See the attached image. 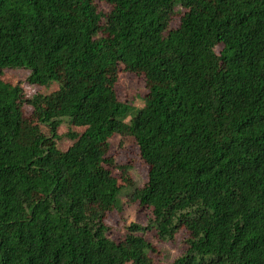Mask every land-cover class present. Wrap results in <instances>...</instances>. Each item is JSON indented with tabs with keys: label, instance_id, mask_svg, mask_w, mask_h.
<instances>
[{
	"label": "trees",
	"instance_id": "trees-1",
	"mask_svg": "<svg viewBox=\"0 0 264 264\" xmlns=\"http://www.w3.org/2000/svg\"><path fill=\"white\" fill-rule=\"evenodd\" d=\"M120 64L144 73L143 108L119 101ZM8 69L58 90L26 98ZM115 136L152 209L120 242L105 217L134 185L109 168ZM149 230L186 231L173 264H264V0H0V264H154Z\"/></svg>",
	"mask_w": 264,
	"mask_h": 264
},
{
	"label": "rangeland",
	"instance_id": "rangeland-1",
	"mask_svg": "<svg viewBox=\"0 0 264 264\" xmlns=\"http://www.w3.org/2000/svg\"><path fill=\"white\" fill-rule=\"evenodd\" d=\"M98 9L102 13L108 14L112 8L107 3L99 2ZM185 12L186 9L182 6L176 7L174 17L170 24L172 29L179 27L180 19ZM221 49V46L216 48L217 53ZM28 77L29 71L25 69H8L3 75L5 81L12 84H20L26 98H33L39 94H49L58 90V86L56 85L50 87L31 85L27 82ZM115 91L119 101L138 109L143 108L145 105L144 99L147 94L144 73L141 70L130 71L129 68L120 64ZM25 112L27 116H31L33 113V108L27 103L25 104ZM73 128L81 133L86 129V126L82 123H76ZM68 131L69 125L67 124L57 130L58 135L61 137L57 144L63 151L73 145V141L66 138ZM110 143L111 146L107 157L113 161V165L109 168L114 176L118 178H121L125 172V174L129 175L134 185L125 188L120 195L121 208L108 212L105 217V222L109 227L108 237L116 242H120L125 237L127 226L132 223L147 226L149 220L152 218V209L140 205L137 201H133L130 195L136 188H141L147 182L148 167L142 161L138 148L130 139L115 136L111 139ZM144 237L153 246L149 257L153 260L154 264H173L187 250L185 240L188 235L184 230L174 240L170 241L159 239L155 230L147 231Z\"/></svg>",
	"mask_w": 264,
	"mask_h": 264
}]
</instances>
